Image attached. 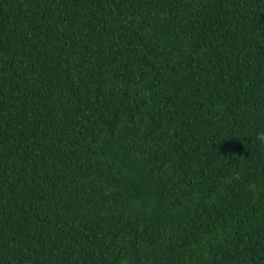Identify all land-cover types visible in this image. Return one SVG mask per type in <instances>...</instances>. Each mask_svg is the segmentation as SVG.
<instances>
[{
    "label": "trees",
    "instance_id": "obj_1",
    "mask_svg": "<svg viewBox=\"0 0 264 264\" xmlns=\"http://www.w3.org/2000/svg\"><path fill=\"white\" fill-rule=\"evenodd\" d=\"M264 0H0V264H264Z\"/></svg>",
    "mask_w": 264,
    "mask_h": 264
},
{
    "label": "clouds",
    "instance_id": "obj_2",
    "mask_svg": "<svg viewBox=\"0 0 264 264\" xmlns=\"http://www.w3.org/2000/svg\"><path fill=\"white\" fill-rule=\"evenodd\" d=\"M261 143H264V132L257 133L256 137Z\"/></svg>",
    "mask_w": 264,
    "mask_h": 264
}]
</instances>
